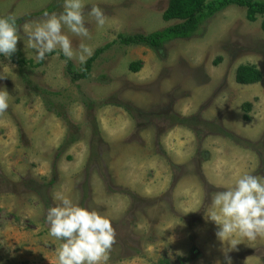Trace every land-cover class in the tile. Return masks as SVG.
Segmentation results:
<instances>
[{
	"label": "rangeland",
	"instance_id": "obj_1",
	"mask_svg": "<svg viewBox=\"0 0 264 264\" xmlns=\"http://www.w3.org/2000/svg\"><path fill=\"white\" fill-rule=\"evenodd\" d=\"M169 3L0 0V17L18 23L0 36V264H264V18L231 5L192 39L122 43L179 24L164 20ZM242 65L262 82L238 85ZM178 128L194 146L177 149ZM135 153L158 154L168 172L123 157ZM179 153L191 168L174 166ZM156 171L171 176L165 187ZM211 176L235 181L227 214L247 221L219 226L223 255L202 241L222 210H209L221 195ZM139 180L150 197L124 190ZM197 188L201 210L186 206Z\"/></svg>",
	"mask_w": 264,
	"mask_h": 264
},
{
	"label": "trees",
	"instance_id": "obj_2",
	"mask_svg": "<svg viewBox=\"0 0 264 264\" xmlns=\"http://www.w3.org/2000/svg\"><path fill=\"white\" fill-rule=\"evenodd\" d=\"M231 5L245 7L248 9V18L252 21L258 15L264 18V4L247 0H215L209 4L206 0H170L168 9L164 13V20L167 22L179 21L180 23L155 32L149 36L125 37L120 36L121 41L126 46H145L150 49H162L166 44L177 40L192 39L199 31L203 23L214 17L216 14ZM53 8L44 11L43 14H51ZM18 23L6 17H0V36L12 31ZM264 32V21L262 24ZM108 45L104 49L98 50L95 55L85 64L86 72L78 77L88 78L93 65L100 55L112 47ZM57 54V53H54ZM63 59L64 56H62ZM221 61V60H220ZM218 64V62L216 63ZM143 67L142 62L133 63L130 66L132 72L138 73ZM263 80V75L255 66L242 65L236 71V82L241 86H252L259 84ZM243 110L248 114L252 110V104H245ZM244 120L250 122L252 119L247 115Z\"/></svg>",
	"mask_w": 264,
	"mask_h": 264
},
{
	"label": "crops",
	"instance_id": "obj_3",
	"mask_svg": "<svg viewBox=\"0 0 264 264\" xmlns=\"http://www.w3.org/2000/svg\"><path fill=\"white\" fill-rule=\"evenodd\" d=\"M172 135L174 137H176L177 149H179V150L180 149H186V148H190V147L194 146V143H195L194 138L191 135H189V136L187 135L186 129H184V128L175 129L172 132L171 136ZM134 148H135V146H134ZM156 155H158V154H152V153H147V154H145V153L144 154L143 153H137L136 154L135 153L133 155V159H130V156L127 155V154L125 156H123V157H126L127 161H130V163H132L133 166H135L136 168H139V166L141 167L143 165L144 161L147 162L148 166L149 165L153 166V163H155L156 166H158L160 168L163 167V166L166 168L165 161H162V159L157 161L155 159V157H154ZM151 157H153V158H151ZM172 161H173L174 166L182 167V166H185V165L188 164L187 167L190 166V168H191V163L192 162L189 164V162L191 161L190 155L179 153V154H176L175 157H173ZM164 172L165 173L168 172L167 168L165 169ZM164 172L156 171L155 172L156 173L155 178H156V182L157 183H161V185H164V187H165L166 181L170 182L171 176L170 175H168V176L167 175H163L162 173H164ZM189 172H192V170H190ZM189 176L191 177V175H189ZM196 177H198V173L196 174ZM216 177L217 176H211L212 182H209V184H210L209 186L213 187L217 191H221V195H218L216 197V199H214V204H212V205L209 204V210H211L210 212L214 211L216 201L217 202L221 201L222 210L221 209L218 210L217 213H216V216H213L214 221H213V225L212 226H214L215 229H216V230L213 231V234H212L213 236L211 237L209 235V231H207L208 236L206 237V239L204 238L202 241H204V242L209 241V250L211 252L210 254L217 253L219 255H223L222 254L223 251H220L219 249L220 248H225L227 246L229 247L230 239H228V241L224 240V238L226 236V230L225 229H221L220 230L219 226L222 225V226H224L226 228L235 227V226L242 227L243 225H245V223H247V221L244 224H242L243 221H244V218L240 219V218H236L235 216H231V215L227 214V210L229 209V207H228L229 204H227L228 202H224V201L228 200L230 198L229 196H231V198H230V200H231L232 196L235 195L234 193L229 192V190H231L232 186L235 184V181L231 184L228 179H225L223 181L224 184L223 185H219L221 183L220 182L221 180H218V178H216ZM141 181L142 180H139L137 183H135L134 184L135 186L132 184L133 188H126V189L121 188V189L122 190L124 189V190H127V191H132V192H135V190H139V192H144L145 191L144 193L147 196L150 195L149 192H147V191H152L154 193V191L152 189H144L143 190L142 183L144 184V182H141ZM224 187H226V188H224ZM259 190H261V189H259ZM190 191H191L192 195L188 196V197L191 200L190 202H193V203H191L189 205L187 204L186 206L191 207L192 205L194 206V204H195L194 207H196L197 210H201V208L203 207L204 204L201 206V205H196V203L198 202L199 197H201L200 195L202 194V191L199 192L198 188H197L196 192H194V190L193 191L190 190ZM126 201L128 202L129 200H126ZM241 209H243V208H242V205L240 204V205H236L232 210L231 209L230 210L233 212L235 210H241ZM235 230H237V228ZM240 231L241 232H239V233L243 232L242 230H240ZM180 239L182 240V242L186 241V238H185L184 235L182 236V233L180 235ZM211 240H215V244H210ZM231 240H233V239H231ZM186 243H187V248H189V241L188 242L186 241ZM185 247H186V245H185Z\"/></svg>",
	"mask_w": 264,
	"mask_h": 264
}]
</instances>
